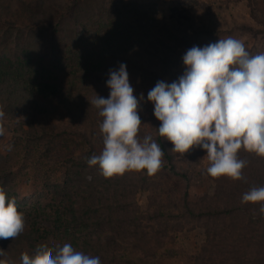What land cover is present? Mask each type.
<instances>
[{
	"label": "trees",
	"instance_id": "16d2710c",
	"mask_svg": "<svg viewBox=\"0 0 264 264\" xmlns=\"http://www.w3.org/2000/svg\"><path fill=\"white\" fill-rule=\"evenodd\" d=\"M70 2L66 6V14L59 13L52 3L45 0L47 12L40 16V23L45 28L39 26L37 30L41 34L48 33L53 39L54 44L47 47L35 48L25 42L14 43L13 32L22 37L25 33L15 23L6 22L0 16V107L10 117L25 113L32 115L30 129L25 133L29 135L33 130L35 137L40 140L50 132L41 127L38 117L52 114L56 109L55 100L74 117L103 118L99 114L100 109L91 101L98 96L108 98L110 89L106 81L110 78L111 69H118L120 63H126L129 74L143 71L147 76L143 82L145 87L150 82L156 85L161 80L170 83V77L176 81L181 76L180 71H183V67L178 68L184 65L183 54L179 51V44H171L170 40L176 38L181 44L182 36L185 35L184 43H188L187 35L192 33L198 42L202 36L215 30L206 26L197 15L193 16V21L172 19L170 24L166 21L161 24L156 16L145 15L143 19L148 17L149 25L143 22L131 24L126 18L143 12L138 5L130 6L123 0ZM31 18L36 26V15L33 14ZM68 23H74L79 33L90 31L89 23H97L99 39L105 35L103 44H57L56 40L67 31ZM245 27L264 37V30ZM170 31L174 36H169ZM191 41L189 39L188 44ZM9 44L16 46L11 47ZM160 124L158 121L154 140L164 153V161L158 171L189 179V175L178 171L173 163L164 137L158 133ZM14 155L13 147L8 149L7 154L0 153V188L8 198L10 188H7V180L13 173L11 162ZM93 155H99L95 147L84 159L78 162L71 160L64 182L52 184L54 199L56 197L59 203V208L51 209L53 221L64 226L68 234L67 242L75 250L98 256L100 264H158L162 260L158 250L163 244L154 242L153 246H148L144 231L138 229L141 214L139 216L133 212L130 203L123 202L128 188L124 181L128 177L123 174L105 178L98 166L90 167L87 164ZM238 155L246 161L242 179L234 180L227 176L213 178L216 183L214 194L203 195V201L199 204L191 202L187 190L181 194L179 201L184 207V215L201 221L198 227L205 234L201 246L184 257L189 261L188 264H264V213L259 211L261 204L242 203L244 193L254 187H264V157L243 148ZM132 172L147 174L146 170ZM112 190L115 194L120 190L122 199L111 198ZM118 202H121L120 207L117 206ZM170 207L171 204L166 202L158 203L159 216L164 212L163 208ZM227 217L233 220L229 222ZM88 228L100 229L101 234L108 233L107 242L94 240L87 232ZM115 235L116 239L113 238ZM120 236H127L133 239V246L147 247L148 250L141 256H121L112 248ZM46 248L51 250L55 247Z\"/></svg>",
	"mask_w": 264,
	"mask_h": 264
},
{
	"label": "rangeland",
	"instance_id": "374dc122",
	"mask_svg": "<svg viewBox=\"0 0 264 264\" xmlns=\"http://www.w3.org/2000/svg\"><path fill=\"white\" fill-rule=\"evenodd\" d=\"M46 1L52 3L59 13L68 14L66 6L71 4V0ZM123 1L130 6L138 5L140 11L143 12L127 17L126 21L131 24L139 22L148 24L147 21L150 19L148 17L143 19L145 15L156 16L161 24L164 21L170 24L172 19L193 21V16L197 15L203 19L206 26L215 28L214 32L202 36L198 42H196L198 39L189 33L186 40L189 43L191 39V44L184 43L185 35L182 36L183 43L181 44L176 41V38L170 40L171 44H179V51L183 55L193 46L203 47L219 39L230 37L241 40L249 54L264 53L263 34H256L245 27L251 26L256 31L264 30V0ZM44 2L45 0H0L2 20L15 23L16 27L25 33L22 37L13 32L14 43L23 42L24 44L25 42L34 45L35 48L54 44L48 33L41 34L37 30L39 26L45 28L44 24L40 23V16L47 12ZM33 14L36 15V26L31 18ZM68 24L67 31L56 40L57 44H103L105 35L99 39L100 35L98 37L96 33L99 30L97 23L92 25L89 23L91 30L84 31V33H79L74 28V23ZM168 34L174 36L171 31ZM15 46L16 44H12L11 47ZM182 67L183 71H180L179 75H183L185 71V65L178 68ZM129 78L135 89L134 95L138 99L141 92L147 94L155 85L150 82L151 84L145 87L143 82L147 76L143 71L131 72ZM173 81V77H170L169 82ZM144 97L145 99L140 101L139 115L142 123L138 135L141 139L145 135H151L155 139L159 120L154 116L153 104L147 101V95ZM54 108L56 109L52 114L38 117L41 127L43 126L50 132L40 140L35 137L33 130L29 135L25 133L27 129H30L33 121L32 115L25 113L10 117L0 107V111L4 113L0 118V126L4 128V134L0 136V153L7 154L10 145L15 149L11 162L13 173L7 180V188H10L9 198L16 201L18 211L23 213L25 220L24 230L15 239L0 240V248L5 249L2 258L14 261V264H21L20 258L24 253L33 255L40 244L56 247L68 243V234L64 231V226L55 224L53 221L51 209L59 208V203L56 197L54 199L52 184L64 182L71 160L78 162L84 159L93 147L98 149L99 154L103 149V134L100 131L103 118L93 116L90 119L83 115L74 117L56 100ZM18 137L20 139H17ZM164 141L173 156V163L177 170L187 173L189 179L185 180L183 177L164 171H157L153 175L144 172L142 174L126 172L125 177L128 179L124 181V185L128 188L123 202L130 203L131 210L139 216L141 214L138 229L144 231V240L148 246H153L154 242L163 244L158 250V255L162 257V260L157 261L158 264H188L189 261L184 257L191 255L201 246L205 234L204 230L198 227L201 221L184 215V207L179 201L181 194L187 190L190 192L191 202L199 204L203 201V195L214 194L216 183L206 171L210 166L206 150L194 147L189 152L180 154L173 151V144L166 137ZM162 161H164V156ZM121 194L123 193L120 190L117 194L112 190L111 198L122 199ZM160 202L171 204V207L163 208L164 212L159 216L157 208ZM120 205L121 202H118L117 206L120 207ZM227 220L231 222L233 219L227 217ZM86 230L94 240H107L108 233L101 234L100 229L88 228ZM113 234L112 232L111 235ZM116 237L117 235L113 236L115 239ZM132 243L133 239L120 236L112 248L121 256H141L148 250L147 247L133 246ZM167 258L172 259L167 260Z\"/></svg>",
	"mask_w": 264,
	"mask_h": 264
},
{
	"label": "clouds",
	"instance_id": "9594fccd",
	"mask_svg": "<svg viewBox=\"0 0 264 264\" xmlns=\"http://www.w3.org/2000/svg\"><path fill=\"white\" fill-rule=\"evenodd\" d=\"M186 66L178 80H163L148 91L147 101L161 122L158 133L185 154L194 147L206 150L213 178L242 179L246 161L239 151L264 157V53L250 56L241 40L219 39L203 47L193 46L183 55ZM106 81L108 98L98 96L91 104L100 109L103 149L87 164L98 166L105 178L128 171L153 175L162 167L163 151L151 135L139 137L142 123L140 101L130 83L126 63L111 69ZM4 113L0 111V118ZM4 134L0 126V136ZM11 150V145L9 146ZM260 203L264 213V187L243 194L242 203ZM25 228L24 215L16 201L0 188V240L16 238ZM0 264H14L3 259ZM21 264H100V258L77 251L65 243L51 250L44 246L33 255L22 254Z\"/></svg>",
	"mask_w": 264,
	"mask_h": 264
}]
</instances>
